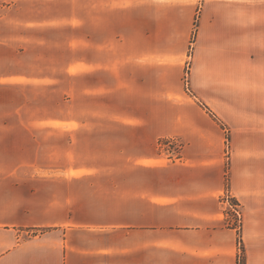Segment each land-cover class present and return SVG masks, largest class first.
<instances>
[{
	"label": "crops",
	"instance_id": "0c3cea01",
	"mask_svg": "<svg viewBox=\"0 0 264 264\" xmlns=\"http://www.w3.org/2000/svg\"><path fill=\"white\" fill-rule=\"evenodd\" d=\"M262 2L0 0V264H237L228 187L264 264ZM191 54L194 75L254 94L221 113L229 162L225 122L169 96ZM45 77L76 78L75 116L36 115L21 90ZM169 137L184 148L167 161Z\"/></svg>",
	"mask_w": 264,
	"mask_h": 264
},
{
	"label": "rangeland",
	"instance_id": "374dc122",
	"mask_svg": "<svg viewBox=\"0 0 264 264\" xmlns=\"http://www.w3.org/2000/svg\"><path fill=\"white\" fill-rule=\"evenodd\" d=\"M263 1V0H262ZM260 10V12H259ZM254 16L264 18V2H262L260 9ZM257 11V10H256ZM196 31L194 33V38L196 37ZM61 37L62 35L57 33L38 35V38H43L44 40H50L47 37ZM252 36V35H251ZM45 37V38H44ZM64 40V38H60ZM58 55V56H57ZM50 56L61 57V54H51ZM41 64H43L41 62ZM194 67V62L192 54L188 61L186 62L184 76L181 78H166L172 84V95H169L174 100L187 101L191 105L184 108L183 112H186L188 116H199L200 111L203 110L212 116L214 120H223L221 113L227 111L229 114L232 113L234 109H228L225 104L229 101L247 100L254 99L253 93L245 92L242 93L237 90V80L236 78L227 77H213L207 78L203 75H194L192 73ZM252 78V77H251ZM248 78H246L247 80ZM179 80V81H178ZM38 85L34 93H28L27 90H21L22 96L28 101L32 102L35 100V106L37 108L36 115L38 117L43 116H59L68 112L69 116L74 115V109L72 106L76 102L77 94V80L76 78H66V77H45L37 79ZM82 82V79H81ZM85 84L88 80H83ZM82 82V84H83ZM242 83V82H241ZM252 83H249L251 85ZM185 96V97H184ZM184 97L183 99H181ZM193 102H197L199 105L196 106ZM192 106V107H191ZM200 106V107H199ZM202 106L203 110L200 109ZM31 109L33 110L32 106ZM236 111V110H234ZM100 113L99 110H97ZM180 112V108L176 106L170 107V109H165V114L172 117ZM204 113V112H203ZM226 156L228 162L230 161L232 153V135L230 134L231 124L226 123ZM39 128H47L46 126H38ZM38 132L44 133V130H38ZM164 147L166 151V160L170 161L174 156L181 157L184 148V141L180 137H169L164 140ZM222 202L225 206L226 211V221L229 226L235 227L238 230V260L237 264H247L245 247L242 237V227H243V209L241 202L233 196L230 188L222 195ZM22 233L25 236L36 235L39 231L38 228H22Z\"/></svg>",
	"mask_w": 264,
	"mask_h": 264
}]
</instances>
